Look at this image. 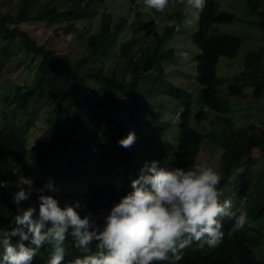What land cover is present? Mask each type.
Here are the masks:
<instances>
[{
	"label": "trees",
	"instance_id": "16d2710c",
	"mask_svg": "<svg viewBox=\"0 0 264 264\" xmlns=\"http://www.w3.org/2000/svg\"><path fill=\"white\" fill-rule=\"evenodd\" d=\"M30 1L22 0V7L16 16L0 13V59L3 61L0 63V77H3V66L8 63L11 54L23 52L30 55L24 66L32 67L30 73L24 71L25 76L20 77V80L28 81L26 84L16 85L13 92L5 87V93H0V179L12 185L10 188L0 189V223L6 228L9 227L12 216L16 214L11 197L19 176L32 177L34 169H40L49 159L57 156V153L64 154L70 149L73 151L70 150L71 153L67 154L69 159L66 164L69 163L72 169H76L79 164L77 156L83 155V161L95 157L96 152L91 149L90 141L82 139V132L89 131L92 123H95L107 146L98 158L102 156L105 169L109 171H103L101 174L114 175L115 178L112 180L117 179L119 182L89 184L85 192L86 199L81 202L82 209L77 210L82 218L90 212L93 219L98 221L97 224L102 225L101 214L106 215L110 208L130 191V181L137 178L141 167L139 161L142 156L138 155L140 160L136 159V154L132 152L133 147L125 149L117 143L118 140L125 138L124 125L119 124L112 113L120 109L119 102L125 103L129 108V113L125 117L129 129L139 135L140 132L148 133V137L143 136L146 139L142 137L136 140L139 146L145 142L149 146H154L158 140L167 141L168 147L171 148V156L165 164L169 168L190 167L202 141L205 138L214 140L221 148L219 173L222 179L219 188L231 196L228 198L223 194L221 199H231L233 211L238 212V206L248 197L252 182L251 171L248 170L253 164L250 150L254 149L264 155V129L256 128V131L253 128V131L249 125L234 131L232 127H228L230 123L225 118V114L231 110L229 100L220 95V89L227 80L217 76L216 65L219 58H234L242 39L215 29L212 25L232 22L236 16L218 10L215 0H206V7L200 14L191 37L193 44L199 49V56L195 61V82L200 86L197 101L199 109L193 112L190 103L186 102L183 109L176 111V115L162 118L161 108L165 92L170 91L166 86H163L164 92L157 87V94L154 95L152 86L155 83L153 82L149 88L148 85L151 84L150 77L153 74L157 77L156 80L161 79V62L164 57L173 54L172 48L162 50V42L172 34V31L167 28L163 33L156 31L155 23L141 21L136 10L135 22L130 25L122 18L121 22H114L111 14H96L95 9L103 0H48L34 13L26 11ZM245 1L248 11L256 15L255 24L264 37V0ZM129 2L131 7H134L137 0ZM174 13L180 15L177 11ZM97 15H99L97 27L91 30L85 22ZM29 22H39L45 27H52L50 37L44 42H38L29 31L21 27L22 24ZM119 30L129 32L131 35L126 42L119 44L117 50L115 43ZM61 34L81 38L84 47L81 56L72 58L69 52H60L51 46L50 38L52 36L60 38ZM146 38H150V43L140 53L135 44ZM96 58L97 64H90V60L95 61ZM106 60L113 62L108 69L103 67ZM242 67L239 74L229 83L231 87H248L252 90L253 98L256 100L264 98L262 50L248 51ZM87 81H96L90 94H86L83 89L84 82ZM174 93L182 97L184 92L176 90ZM147 98L158 99L159 106L155 107V114H151L149 106L143 104ZM44 104L52 105V112L46 113L44 124L49 126L53 134L50 140L53 142L44 139L30 147L24 130L16 125L10 127V124L16 120L27 119L28 107ZM208 114L213 115L212 120H218L222 126L224 125L220 132L206 130L204 122ZM87 115L92 122L86 131L84 121ZM161 122H166L167 126L176 123L177 128L173 132H167ZM151 136L154 140L150 139ZM60 137L58 149L54 143ZM157 154L158 160L161 159L160 149H157ZM26 163H31V168L25 167ZM237 170H244L239 181L228 179ZM38 187L41 188L43 185ZM248 198V216L250 220L256 222L264 217V185L262 191L257 189L256 193H251ZM57 199L63 207L64 200L60 197ZM30 200L22 203V207L38 206V203L31 204ZM222 231L224 237L218 247L209 248L204 243L203 246H200V243L198 246L191 245L184 250L183 259L179 264H264L263 260L255 256V248L264 244V231L261 227L246 225L243 230H237L234 227V220L225 218ZM12 239L15 243L18 237ZM64 247L66 250L64 264H70L76 256L82 255L74 246L71 236L64 242ZM49 255V245L45 244L32 264H47Z\"/></svg>",
	"mask_w": 264,
	"mask_h": 264
},
{
	"label": "rangeland",
	"instance_id": "374dc122",
	"mask_svg": "<svg viewBox=\"0 0 264 264\" xmlns=\"http://www.w3.org/2000/svg\"><path fill=\"white\" fill-rule=\"evenodd\" d=\"M48 0H31L29 7L26 8V11L34 13L39 7L44 5ZM218 4V10L225 11L236 16L235 20L227 23H218L213 24L212 27L218 29L224 33L232 34L242 39V44L234 58H219L216 65V74L220 78H225L227 80L226 84L220 89V95L224 96L229 100L230 112L225 114V118L228 119L230 123L228 127H232L234 131H239L250 125L251 130L253 128L256 130L264 129V98L256 100L252 96V90L250 88L242 87H231L229 84L233 78L239 74L242 70L243 59L248 51L252 50H262L264 53V37L262 36L261 31L258 26L255 24L256 15H252L248 11V7L245 0H215ZM22 7V0H0V13L11 14L16 16L18 11ZM95 8H93L94 10ZM135 10L139 13V19L144 22H154L156 31L164 32L166 28L172 31V34L162 42V50L166 51L168 49H173V54L170 57H164L161 62L162 75L160 80H156L155 75H151V84L148 85V88L152 86L153 82L155 83L154 92L152 94L156 95V88L164 92V87L170 91L165 92L163 107L161 111L163 117L174 116L176 111L183 109L184 103H190L191 109L193 112L198 111L197 101L199 99V88L200 86L195 82V66L196 58L199 56V49L193 44L191 39L192 33L195 29L197 21L189 23V17H186L183 12V5L179 3L171 4L164 13L160 15L155 14L152 11H149L145 8L143 0H137V3L134 7H131L129 0H103L102 3H98L97 8L95 9L96 14H111L114 22H121V18L127 25L134 24ZM180 13V15H175L174 12ZM97 17L90 18L86 20L85 24L89 28L95 29L97 27ZM51 26V25H50ZM21 27L29 31L32 36L38 42H44L50 37L52 27H45L44 24L39 22H29L22 24ZM118 38L115 43L117 50L119 49V44L126 42L130 38L131 33L123 32L122 30L117 31ZM51 46L57 48L60 52H69L71 57L74 58L81 56L82 51L84 50L83 42L81 38L71 37L70 35L64 36L60 35V38H50ZM150 43V38L145 40H139L137 51L140 53L145 47ZM30 55L17 53L11 54L8 60V63L3 66V77H0V93H5V87L9 88V91L13 92V88L16 85L26 84L28 81L25 79L20 80L21 76H25V72L30 73L32 70L30 68H25L24 64L28 62ZM135 60V56L133 61ZM97 58L95 61L90 60V64H97ZM3 61L0 59V63ZM113 62L111 60H106L103 67L108 69ZM100 63H98L99 65ZM1 65V64H0ZM16 65V67H13ZM85 93H91L92 86L96 85V81H87L84 82ZM164 86V87H163ZM221 87V86H220ZM145 90V89H144ZM176 90L184 92L182 97L176 96L174 93ZM148 91V90H147ZM145 106H149V111L151 114H155V107L159 106L158 99H148L143 101ZM125 103L119 102V108L115 112L114 116L117 118L119 124L124 125L125 132L124 136L131 131L129 129L128 123L126 122L125 117L129 113L128 106H125ZM52 106V105H51ZM44 104L36 107H28L29 116L27 119L16 120L11 126L21 127L27 139V143L31 146L36 145L37 143L43 141L44 139L50 140L52 137L51 130L49 126L45 125V115L46 113L52 112V107ZM148 112V109H147ZM91 116V114H88ZM86 116V121L84 129L87 131L92 122L91 118L88 119ZM213 115L208 114L204 122V127L206 130H212V132L221 131L223 129L222 124L218 120H212ZM1 120V119H0ZM172 121V120H171ZM213 121V122H211ZM167 122V121H166ZM166 122H161V125L166 127L167 132H173L177 128V124L172 122L173 125L167 126ZM95 123H92L91 129L87 132H82V139L90 141V147L96 152L94 158L91 160L83 161V155L77 156L79 164L76 169H72L67 163L69 157L67 154H70V150L65 151L64 154L57 153V156L49 159L45 165L40 169H34L32 178L34 179V186L44 185L49 177L55 179L56 185L60 188L58 192H45V195H51L55 199L60 197L64 200V203L69 205L74 202H81L86 199L87 186L92 184H101V183H118L119 181L111 174H101L103 171H109L105 169V163L102 162V151L107 149V146L104 144L105 139L100 136ZM253 124V125H252ZM1 127V125H0ZM227 127V128H228ZM101 128V127H100ZM228 131V129H226ZM250 131V130H248ZM254 131V130H253ZM257 131V130H256ZM211 132V133H212ZM137 140L143 136L148 137L147 131L140 132V135L135 133ZM143 137V139H146ZM151 140H154V137H150ZM237 139V138H236ZM53 142V140H50ZM55 142V141H54ZM61 142V137L56 139L54 143L55 146L59 149ZM159 144L160 146H157ZM164 144L165 146H163ZM132 152L136 154V159L139 161V166L145 161L158 160L159 155L157 154V149H160V157L158 161L161 162V166L167 167L165 163L170 159L171 148L168 147L166 140H158L155 142L154 146H149L148 143H143L141 146L136 143L132 146ZM168 147V148H167ZM54 148V145H53ZM167 148V149H166ZM251 161L252 167L248 170L251 171V186L249 189L248 197L250 194H255L257 189L262 191L264 185V155L260 154L258 151L251 149ZM221 148L218 146L214 140L210 138H205L199 148L198 154L195 160L192 162V165L196 163H207L210 167L220 171L221 166ZM138 155L140 157H138ZM98 158V160H97ZM25 167L31 168V163H26ZM79 169V171H77ZM140 169V167H139ZM48 170V172H47ZM74 170V171H73ZM244 170H237L233 175L228 179L239 181L240 177L243 175ZM14 190H16L14 188ZM228 198H231L230 193H223ZM244 198L243 202L238 206V210H248L249 198ZM84 198V199H83ZM58 200V199H57ZM31 204H37L36 194L32 195ZM237 210V211H238ZM78 211V210H77ZM248 227L259 226L264 231V217L260 220L254 222L249 219ZM51 252V246H49ZM255 256L260 260L264 261V244L255 248Z\"/></svg>",
	"mask_w": 264,
	"mask_h": 264
},
{
	"label": "clouds",
	"instance_id": "9594fccd",
	"mask_svg": "<svg viewBox=\"0 0 264 264\" xmlns=\"http://www.w3.org/2000/svg\"><path fill=\"white\" fill-rule=\"evenodd\" d=\"M143 3L156 13L179 3L189 23L198 21L206 7V0ZM136 140L135 132L130 131L117 143L129 149ZM221 179L219 171L207 163L169 168L158 160L145 161L137 178L130 181V191L106 215L101 214L103 223L98 225L90 212L81 217L79 202L61 207L57 199L44 194L60 191L53 177L36 188L32 177L21 175L11 197L16 214L9 227L0 223V264H32L45 244L51 246L47 264H64V242L69 236L82 253L70 264H179L193 242L218 247L225 218L233 219L237 230L249 223L246 210L233 211L232 200L221 199ZM10 187L0 179V189ZM33 193L38 206L22 207ZM14 237H18L15 243Z\"/></svg>",
	"mask_w": 264,
	"mask_h": 264
},
{
	"label": "bare ground",
	"instance_id": "6f19581e",
	"mask_svg": "<svg viewBox=\"0 0 264 264\" xmlns=\"http://www.w3.org/2000/svg\"><path fill=\"white\" fill-rule=\"evenodd\" d=\"M198 243H200V246H203V242H193L192 245H194V244L197 245ZM197 246H198V245H197ZM200 246H199V247H200ZM92 247H93V249H94V248H95V244H93Z\"/></svg>",
	"mask_w": 264,
	"mask_h": 264
}]
</instances>
